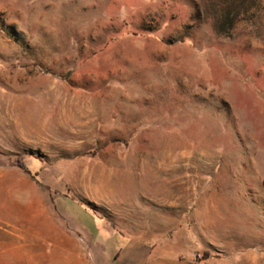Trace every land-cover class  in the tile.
Here are the masks:
<instances>
[{"label": "rangeland", "instance_id": "374dc122", "mask_svg": "<svg viewBox=\"0 0 264 264\" xmlns=\"http://www.w3.org/2000/svg\"><path fill=\"white\" fill-rule=\"evenodd\" d=\"M70 218L264 264V0H0V264Z\"/></svg>", "mask_w": 264, "mask_h": 264}, {"label": "crops", "instance_id": "0c3cea01", "mask_svg": "<svg viewBox=\"0 0 264 264\" xmlns=\"http://www.w3.org/2000/svg\"><path fill=\"white\" fill-rule=\"evenodd\" d=\"M65 222H48L56 264H194L193 248L184 243L153 242L149 233L121 231L102 219Z\"/></svg>", "mask_w": 264, "mask_h": 264}]
</instances>
